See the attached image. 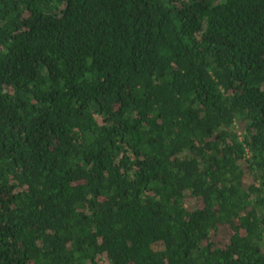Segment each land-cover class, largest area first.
<instances>
[{
	"label": "trees",
	"instance_id": "16d2710c",
	"mask_svg": "<svg viewBox=\"0 0 264 264\" xmlns=\"http://www.w3.org/2000/svg\"><path fill=\"white\" fill-rule=\"evenodd\" d=\"M0 264H264V0H0Z\"/></svg>",
	"mask_w": 264,
	"mask_h": 264
}]
</instances>
